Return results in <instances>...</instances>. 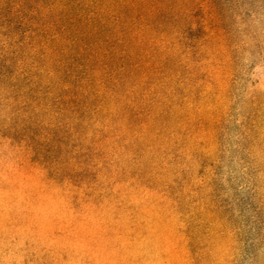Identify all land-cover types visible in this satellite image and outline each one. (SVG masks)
Masks as SVG:
<instances>
[{
  "label": "rangeland",
  "instance_id": "374dc122",
  "mask_svg": "<svg viewBox=\"0 0 264 264\" xmlns=\"http://www.w3.org/2000/svg\"><path fill=\"white\" fill-rule=\"evenodd\" d=\"M0 264H264V0H0Z\"/></svg>",
  "mask_w": 264,
  "mask_h": 264
},
{
  "label": "trees",
  "instance_id": "16d2710c",
  "mask_svg": "<svg viewBox=\"0 0 264 264\" xmlns=\"http://www.w3.org/2000/svg\"><path fill=\"white\" fill-rule=\"evenodd\" d=\"M127 14L128 13H125V15L127 16ZM129 18V17H128ZM130 43H126V41H125V44H124V48H125V53H127L126 54V56L124 57V60L122 61L123 63V69H125L127 66H128V64L131 62V56H130V51H129V48H130Z\"/></svg>",
  "mask_w": 264,
  "mask_h": 264
}]
</instances>
